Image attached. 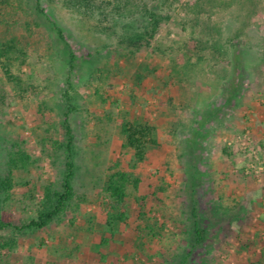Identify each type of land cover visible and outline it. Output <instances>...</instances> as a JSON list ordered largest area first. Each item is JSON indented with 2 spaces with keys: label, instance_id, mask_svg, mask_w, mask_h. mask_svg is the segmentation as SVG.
I'll return each mask as SVG.
<instances>
[{
  "label": "rangeland",
  "instance_id": "rangeland-1",
  "mask_svg": "<svg viewBox=\"0 0 264 264\" xmlns=\"http://www.w3.org/2000/svg\"><path fill=\"white\" fill-rule=\"evenodd\" d=\"M41 8L0 0V180L12 182L0 189V264H264V0ZM145 8L163 17L154 36L122 44ZM127 122L154 129L142 154L126 146ZM67 125L72 197L25 229L46 191L63 189ZM116 173L131 180L123 202L110 196Z\"/></svg>",
  "mask_w": 264,
  "mask_h": 264
},
{
  "label": "trees",
  "instance_id": "trees-1",
  "mask_svg": "<svg viewBox=\"0 0 264 264\" xmlns=\"http://www.w3.org/2000/svg\"><path fill=\"white\" fill-rule=\"evenodd\" d=\"M42 0H36V8L37 11L41 15H45L44 9L41 8ZM146 17H148V21L143 22L139 26H128L126 29H130L131 31L127 32L125 37L122 39V44L135 46L139 44L142 40H145L148 37H153L159 24L163 20L156 10L151 11V9L145 8ZM143 17V16H142ZM141 17V18H142ZM136 23V22H135ZM135 29V30H134ZM141 29L143 32L138 30ZM57 31L59 36L65 40L64 32L62 29L57 27ZM15 44L5 45L3 50V56L8 59V54H11L15 50ZM70 50V65L71 68H74V62L76 61V56ZM9 66V65H8ZM6 66L5 71L7 75H11L10 68ZM123 135L126 138V146L132 149H135L137 153L142 154L146 147L147 143H154L153 135L154 129L147 124L141 123H124L122 128ZM67 137L68 142L66 144V148L68 151V157L66 161V176L63 183V189L61 192H52L51 190H47L45 195V200L43 201V205L39 214V219L37 221H31L23 228L25 229H41L47 226L51 221H53L56 217L60 216L64 209L66 208L68 202L70 201L73 193V185L72 180L75 175V164L73 161V149H72V131L71 128L67 125ZM27 157L25 155H21L20 160L11 159L10 165L18 167L19 162L23 163L24 166L27 162ZM130 178L126 173H116L110 181L109 191L112 199L123 202L127 196V188L130 185ZM138 182V181H136ZM136 185V184H135ZM12 187V182L8 178L6 180H0V189L7 190ZM0 190V191H1ZM196 243L201 244L205 240V231L199 226V223L196 224ZM6 246L14 245V241H6Z\"/></svg>",
  "mask_w": 264,
  "mask_h": 264
}]
</instances>
